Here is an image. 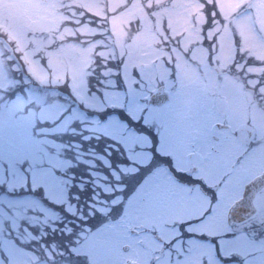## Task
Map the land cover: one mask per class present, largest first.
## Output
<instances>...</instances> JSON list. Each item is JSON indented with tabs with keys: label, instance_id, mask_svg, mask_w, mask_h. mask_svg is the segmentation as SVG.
Returning <instances> with one entry per match:
<instances>
[{
	"label": "rangeland",
	"instance_id": "1",
	"mask_svg": "<svg viewBox=\"0 0 264 264\" xmlns=\"http://www.w3.org/2000/svg\"><path fill=\"white\" fill-rule=\"evenodd\" d=\"M245 1L108 0V9H103L99 0H0V36L12 47L6 48L0 41V184L11 190L27 189L28 185L41 188L49 202L84 219L92 214L105 216L111 205L121 204L120 197L107 200L108 195L124 189L121 171L143 174L141 184L122 202L125 215L119 220L127 226L146 221L167 236L176 235L165 223L188 221L200 212L190 207L178 213L162 211L160 203L154 204L166 167L155 160L148 134L121 121L118 113L122 112L151 131L157 153L173 155L174 166L183 169L191 165L185 160L190 144L205 158L213 147L226 154L237 143L234 130L247 125L242 128L251 130L252 141L257 143L251 153L250 178L260 173L264 167V0ZM147 7L156 12L151 16ZM87 14L97 15L106 27L83 24ZM205 38H215L210 45L217 38L219 51L210 55L202 45ZM234 38L241 40L243 54L249 51L252 63L233 64ZM8 50L38 84L69 88L79 106L107 112L106 119H87L77 110L78 105L68 111V101L55 110L28 89L26 97L6 99L8 92L20 86V80L8 75ZM244 84L251 93L245 94ZM162 85L170 91L171 102L148 106L150 95ZM217 124L228 125L229 131H219ZM216 136L221 144L215 143ZM72 137L77 138L71 143L75 154L68 144ZM80 141H88L85 150ZM63 142L72 152L67 159L59 156ZM100 149L105 150L100 153ZM112 150L120 155L118 161L125 160L119 163L121 171L113 168L107 156ZM77 166L91 174V201L86 206L78 204L80 197L72 194L73 183L67 176ZM0 196V264L38 261L33 252H26V261L23 243L37 240L47 228L54 229L62 217L34 199ZM260 201L264 206V195ZM262 220L264 211L239 226L238 235ZM110 225L91 229L83 223L80 230L70 229L72 252L85 257L88 264H116L121 241L111 244L104 238L124 228ZM193 227L201 230V226ZM246 239L241 235L226 250L235 244L245 258L256 249L248 248ZM201 253L202 247L196 245L192 254L174 264H199Z\"/></svg>",
	"mask_w": 264,
	"mask_h": 264
},
{
	"label": "flooded vegetation",
	"instance_id": "2",
	"mask_svg": "<svg viewBox=\"0 0 264 264\" xmlns=\"http://www.w3.org/2000/svg\"><path fill=\"white\" fill-rule=\"evenodd\" d=\"M238 63H252L248 50L244 51V57ZM244 88L245 94L251 93L252 89L246 84ZM216 127L219 131H222L221 129L229 131V126L221 128L217 124ZM242 127L234 130L237 143L231 145L226 154H221V150L213 147L205 158L193 144H190L192 149L185 155L186 163L191 164L189 169L174 166L173 155L164 158L166 178L164 182L161 181L163 185L156 192L158 195L153 197L154 204L160 203L162 211L175 213L190 207L191 211H198L200 215L188 221L175 220L170 225L165 223L166 229L176 231V235L173 236L163 234L159 228L146 221L134 226H127L125 221L121 220L109 221L108 223L112 224L111 228L114 224H121L124 228L114 230L117 235L114 233L115 235L104 238L111 244L121 241L118 247L121 249V252L118 251L120 258L116 264H128L130 261L138 264H174L183 259L184 255L192 254L196 245L202 247L199 264H264V220L256 221L252 228H247L240 235L238 228L242 224L233 226L228 224V212L242 197L247 183L264 171L263 167L260 173L250 178L253 171L251 153L257 143L252 141L251 130ZM220 142V138L216 136L215 143L221 144ZM262 156L264 163V155ZM262 195L264 189L255 200L258 210L256 215L264 211L260 201ZM193 226L196 228L201 226V230L194 229ZM220 229L225 231L217 234L216 231ZM112 230L109 229L110 232ZM241 235L248 238L245 240L248 241V248H256L245 258L237 252L235 244L230 250H226L228 244L233 243L232 241Z\"/></svg>",
	"mask_w": 264,
	"mask_h": 264
},
{
	"label": "trees",
	"instance_id": "3",
	"mask_svg": "<svg viewBox=\"0 0 264 264\" xmlns=\"http://www.w3.org/2000/svg\"><path fill=\"white\" fill-rule=\"evenodd\" d=\"M102 4V8L103 9H108L109 6V2L108 0H99ZM148 14H150L152 16V10L153 9H149L146 8ZM109 15L106 16V20L108 18ZM83 23H87L90 24L92 28L96 27V28H100V27H106V24H103V21L101 22L98 18L97 15L94 14H87L84 19H83ZM74 27H76V24H73ZM111 31L108 29V33H110ZM75 42H77L75 40ZM7 55V53H6ZM7 58V57H6ZM6 61V60H5ZM7 62L10 63L8 65H10L9 69L7 70L8 75L10 77V79H18L20 80V86L18 87V89L16 91L13 92H8L6 95V99L8 100H13L14 98H16L17 95H20L22 97H26L25 92L26 89L31 90L33 93L37 94L41 100L44 101L45 105H51L55 108V110L57 109L58 105L60 103L66 104V98L71 97L72 94L66 88H61L60 86L58 87V85L55 86H43L38 84L32 77H30L26 71H24V67L21 63H14V61L10 60L9 58H7ZM12 64V65H11ZM43 66L46 67V63H41ZM93 88V86H91ZM33 89V90H32ZM71 96H70V95ZM68 95V97H67ZM73 97V96H72ZM72 101V100H71ZM76 100H73V103H69L70 108L68 109V111H70L72 108H74L75 106V102ZM85 112L88 114V119H93L95 118V115L97 114V112L94 111H88V109L84 108ZM103 118H106V116H108L107 112H101L99 113ZM99 116V117H101ZM118 116L121 120L129 123L130 125H135V123L126 116L125 112H122L121 114L118 113ZM101 117V118H102ZM48 123V122H46ZM143 129V128H142ZM75 140H77V138H75ZM82 149H85L88 147V141H80ZM18 146L14 147L17 148ZM66 147H64L63 150H65ZM72 152L70 150H66L63 154H59L60 157L65 156V157H69V155ZM112 164L114 166H117V161H118V156L116 153L112 154V156L110 157ZM76 174L77 176L73 179V187L72 189V194L76 193L79 195V199L77 200L78 204L82 205V204H86L88 200L91 199V187H90V183H89V179H90V174L88 172H86L83 169V166H77L76 167ZM119 170V169H118ZM120 171V170H119ZM85 177H88L89 179H84ZM124 180V177L122 178ZM30 180V178H29ZM28 180V181H29ZM80 182L83 183L84 187L80 188V189H76L77 187H80L81 185L79 184ZM126 184V183H125ZM0 195H4V198L7 200H22V199H26V198H32V199H38L41 203H43L46 207L55 210L54 212H57L58 215L60 217H62V221L61 223H59L54 229L52 228H47L46 229V233L43 234L40 238H38L37 240H32L29 246L32 245H37V244H44V248H40L39 250V260L40 261H45L44 257L46 256V249H50L53 253L56 251L60 254V250L63 252V254H60L59 257H61L60 261H56L55 263L59 262V263H66V262H70V263H74L75 262V256L80 258L81 256H77L75 255L74 252H72L71 250V243L69 240L72 239V235L69 234V230L70 229H75L80 230V225H83V223H90L91 227L94 229V226L96 224H98L100 221L102 220H106V219H117L121 214H122V209H123V204L122 202L125 201L130 195H131V190L128 188V186L126 185L125 189L123 192H116L113 193L111 196L108 195L107 199L111 200L113 198L116 197H120L121 198V204L115 206V205H111L109 207L108 212L106 213L105 216L100 215V214H94L90 217L84 218V219H79L76 216H72L71 214H69V212L63 210L60 211V206L56 205L52 202H49L45 196H44V191L39 188L37 190L31 189V186L28 185L27 189L21 188V189H9L6 186H3V184H0ZM1 198V196H0ZM86 214L84 213L83 216H85ZM83 222V223H82ZM34 251V250H33ZM80 260V259H78ZM79 264L81 262L77 261Z\"/></svg>",
	"mask_w": 264,
	"mask_h": 264
},
{
	"label": "water",
	"instance_id": "4",
	"mask_svg": "<svg viewBox=\"0 0 264 264\" xmlns=\"http://www.w3.org/2000/svg\"><path fill=\"white\" fill-rule=\"evenodd\" d=\"M170 100V93L164 86L159 87L148 100L149 105L163 106ZM264 188V173L247 184L243 197L235 203L228 214L230 225L243 222L252 217L256 212L255 198ZM133 264V263H130Z\"/></svg>",
	"mask_w": 264,
	"mask_h": 264
}]
</instances>
